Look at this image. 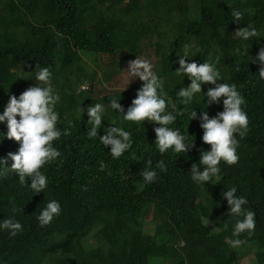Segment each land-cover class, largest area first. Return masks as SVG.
I'll return each mask as SVG.
<instances>
[{
	"label": "trees",
	"instance_id": "trees-1",
	"mask_svg": "<svg viewBox=\"0 0 264 264\" xmlns=\"http://www.w3.org/2000/svg\"><path fill=\"white\" fill-rule=\"evenodd\" d=\"M234 10L242 13L239 25L233 22ZM237 27L255 28L258 35L245 41L236 37ZM261 47L264 0H0V115L10 95L18 98L35 85L36 66H47L52 76L63 79L53 87L60 98L56 126L69 133L53 141L61 156L41 168L48 178L43 192L29 188L31 178L23 186L13 171L0 175V221L14 217L23 226L16 236L0 229V264H236L241 249L264 257V80L259 64L250 59ZM117 52L132 58L152 54L166 112L172 111V102L177 110L185 107L176 95L190 84L175 72L181 56H187L186 63L215 64L218 82L235 84L246 101L242 108L249 131L243 139L237 136L238 162L221 161L220 173L204 188L190 178L198 150L210 151L202 141L200 113L206 110L211 118L223 111V98L206 104L210 84H202L201 93L187 104L197 118L189 121L185 114L169 125L194 139L187 153L169 149L161 154L153 130L160 125L125 121L107 107L115 98L126 114L143 82L100 98L77 90L87 74L82 58ZM96 103L106 110L97 138L89 139L86 109ZM109 127L132 133V147L117 159L99 142ZM7 132V122H0V160L7 161L0 172L11 169L8 154L20 147L6 138ZM149 159L153 168L163 160L167 170L157 169L155 182L146 184L140 173ZM99 161L107 164L104 171ZM231 187L255 213L254 233H242L246 243L238 248L229 244L237 217L227 215L223 199ZM51 200L59 202L61 212L41 227L37 216ZM148 204L155 243L151 254L143 250L138 218Z\"/></svg>",
	"mask_w": 264,
	"mask_h": 264
},
{
	"label": "clouds",
	"instance_id": "clouds-1",
	"mask_svg": "<svg viewBox=\"0 0 264 264\" xmlns=\"http://www.w3.org/2000/svg\"><path fill=\"white\" fill-rule=\"evenodd\" d=\"M232 17L234 23L238 22L242 18L241 11L234 10ZM234 33L236 37L245 41L258 35L255 28L250 30L247 27H237ZM61 35L57 32L58 38H61ZM187 59L186 55L181 56L178 61L179 68L175 71L187 76L190 80L187 87H181L176 92L185 107L177 110V104L172 102V111H165L168 104L163 93L158 91L162 89L163 81L152 71L151 63L139 57L134 61H128V67L125 70L129 76L139 78L143 82L142 87L136 93V98L127 108L126 114H124L125 109L115 98L109 100L110 103L107 104V107L121 113L125 121H151L160 125L153 130L156 135L155 144L161 154L169 149L175 153H187L195 147L194 139L189 141L188 134H182L178 128L169 127V125L175 122L177 116L185 114H187L189 121L196 119V111L189 109L187 104L194 98L195 94L201 93L202 84L212 85L204 94L207 97L206 104L210 106L219 103L223 98V111L211 118L206 110L201 111L202 141L204 144L210 145V151H205L203 148L199 149V162L193 163L190 168L191 180L197 184H205L212 181V178L220 173L219 164L221 161L228 165H234L238 162L239 140L237 136L243 139L247 135L249 119L242 108V105L246 104L244 97L235 84L218 82L221 77L215 64L205 62L198 65L195 61L186 63ZM250 59L252 64H259L258 75L260 79L264 80V47H261L258 54L254 58L250 57ZM216 62H219V57L216 58ZM36 67L38 71L35 72V80L38 83L27 88L18 98L15 95H10L4 112L0 115V122H7L6 138L20 142L18 152L8 154L13 162L11 169H4L0 175H3L4 171H13L17 173L18 182L23 186H26V178H31L29 188L34 193H40L48 186V178L41 171V168L61 156V152L53 146V141L69 133L67 130L62 132L56 126L58 113L55 111V105L60 98L54 94L52 88V73L47 66L37 65ZM105 110L106 105L101 103H96L86 109L87 123L91 125L87 131L89 139L97 138ZM80 111L83 113L84 110L80 109ZM131 136V132L120 127H109L107 132L99 137V142L103 146L110 147L109 154L113 159H117L132 147ZM6 162V160H0V169ZM98 163L100 171L107 168V164L103 161ZM157 169L162 172L167 170L163 160L156 163L154 168L150 159L146 162L143 171L140 173L146 184L155 182ZM223 199L227 201L229 209L227 215L237 217L229 244L233 248H238L246 243V240L240 238L242 233L247 232L249 236L254 233L255 213L250 208L245 207L248 201L244 196L237 195L236 187L224 191ZM60 212L61 206L58 201L47 202L37 216L39 225L41 227L49 225L55 217L59 216ZM0 229L7 230L11 236H16L23 231V226L14 217H9L0 221Z\"/></svg>",
	"mask_w": 264,
	"mask_h": 264
},
{
	"label": "rangeland",
	"instance_id": "rangeland-1",
	"mask_svg": "<svg viewBox=\"0 0 264 264\" xmlns=\"http://www.w3.org/2000/svg\"><path fill=\"white\" fill-rule=\"evenodd\" d=\"M149 61L152 65V71L154 72L155 59L152 54L145 53L141 57ZM86 64V78L77 87L78 91H91L94 98H100L109 93H116L127 90L129 86L142 82L139 78L131 77L125 72L127 70V62L134 61L136 58H132L124 53L117 52L113 56L100 55L97 57L88 56L82 58ZM69 76H65L68 78ZM130 81V82H129ZM34 84L38 82L32 79ZM52 88L55 86H60L63 83V79L60 75L51 76ZM90 87V88H89ZM130 103V102H129ZM207 183L198 184V187L204 188ZM200 202H197V205ZM151 215L150 204L146 205L143 211L138 215L139 222L143 229V240L145 244L143 245V250L147 254H151L152 247L155 244L152 238V232L149 227V220ZM237 263L236 264H259L261 262L264 264V257L259 256L251 251L238 250L237 251Z\"/></svg>",
	"mask_w": 264,
	"mask_h": 264
}]
</instances>
